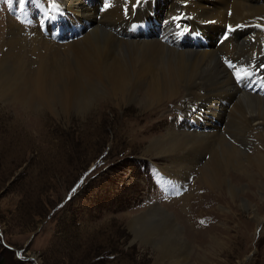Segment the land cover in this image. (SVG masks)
Returning <instances> with one entry per match:
<instances>
[{
    "label": "rangeland",
    "instance_id": "374dc122",
    "mask_svg": "<svg viewBox=\"0 0 264 264\" xmlns=\"http://www.w3.org/2000/svg\"><path fill=\"white\" fill-rule=\"evenodd\" d=\"M28 3L0 0V47L8 21L32 38L26 25L37 20ZM54 4L34 0L33 5L47 13ZM25 10V22L15 18L16 13L24 18ZM241 58L246 64L248 53ZM90 100L93 108L97 96ZM112 103L83 117L40 113L0 99V264H264V177L254 176L259 186L242 181L234 201L200 190L204 194L199 192L195 205L188 196L201 186L195 180L199 172L187 186L163 172L164 162L144 155L146 142L131 140L122 125L142 116L140 107ZM165 105L151 119L159 123V133L175 118L182 122V110L173 113L174 104ZM187 113V124L206 120L198 106ZM260 143L264 147L263 139L257 140L250 153H264ZM154 205L165 213L153 211ZM135 219L139 223L131 226ZM166 243L158 258L156 245Z\"/></svg>",
    "mask_w": 264,
    "mask_h": 264
},
{
    "label": "bare ground",
    "instance_id": "6f19581e",
    "mask_svg": "<svg viewBox=\"0 0 264 264\" xmlns=\"http://www.w3.org/2000/svg\"><path fill=\"white\" fill-rule=\"evenodd\" d=\"M53 1V8L64 11L61 19L69 28L84 20L91 22L90 27L78 38L68 40L66 35L55 40L43 36L37 24L29 22L26 27L32 38L26 39L27 34L20 29L23 27L8 21L0 47V99L14 100L40 113L59 111L83 117L98 115L112 102L114 106L125 103L140 107L142 116L127 118L124 129L131 140L146 142L143 154L164 162L162 171L181 184L187 186L188 178L199 172L195 180L201 186L193 188L195 195L188 196L195 205L200 190L218 194L222 201L226 194L234 201L242 181L261 184L254 176L264 177V153H250V146L257 140L264 141V99L250 91L246 81L237 85L234 74L240 69H264V0H141L135 7L136 0H104L108 6L102 10L101 0ZM124 9L130 19L159 18L164 22V35L126 36L123 30L129 21L124 18ZM177 9L186 11L183 21L191 24L193 31H201L210 39L226 22L242 30L232 31L220 46L214 45L213 39L202 48L178 46L169 35ZM42 18L52 22L57 13L43 14ZM243 23H256L258 27H242ZM251 36L255 42L250 41ZM247 53L248 62L243 64L241 57ZM221 55L236 60V70L227 68ZM93 95L97 101L92 108ZM168 102L174 104L169 109L173 113V108L182 110V122L172 117L174 122L167 123L159 133V123L151 119ZM197 106L206 120L193 118L196 126L192 130L183 118ZM145 121L150 124L143 126ZM259 146L264 148L262 143ZM204 156H209L208 160H203ZM191 205L187 211H191ZM160 207L154 205L153 211L165 213ZM253 219L255 226H260L256 214ZM167 220L179 236L180 228L170 216ZM136 222L139 219L131 226ZM169 245H156L158 258Z\"/></svg>",
    "mask_w": 264,
    "mask_h": 264
},
{
    "label": "snow or ice",
    "instance_id": "6c2138e0",
    "mask_svg": "<svg viewBox=\"0 0 264 264\" xmlns=\"http://www.w3.org/2000/svg\"><path fill=\"white\" fill-rule=\"evenodd\" d=\"M25 2V0H19V3L20 4H23ZM108 6V4L106 3L105 4V7H107ZM241 73H243V75H247L248 73L245 71V70H243V69H241V70H238L237 71V79H241ZM75 190V189H74ZM202 223H203V221H202Z\"/></svg>",
    "mask_w": 264,
    "mask_h": 264
}]
</instances>
